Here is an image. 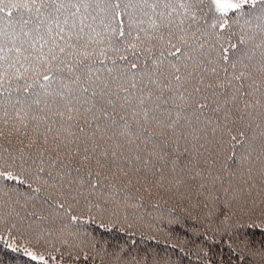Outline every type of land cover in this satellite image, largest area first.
I'll list each match as a JSON object with an SVG mask.
<instances>
[{"label":"snow or ice","instance_id":"snow-or-ice-1","mask_svg":"<svg viewBox=\"0 0 264 264\" xmlns=\"http://www.w3.org/2000/svg\"><path fill=\"white\" fill-rule=\"evenodd\" d=\"M0 264H264V0H0Z\"/></svg>","mask_w":264,"mask_h":264}]
</instances>
